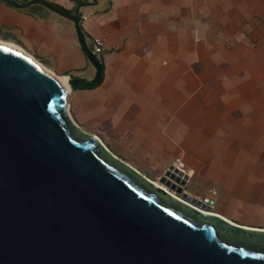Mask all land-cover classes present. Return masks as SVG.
I'll return each instance as SVG.
<instances>
[{
    "label": "crops",
    "instance_id": "1",
    "mask_svg": "<svg viewBox=\"0 0 264 264\" xmlns=\"http://www.w3.org/2000/svg\"><path fill=\"white\" fill-rule=\"evenodd\" d=\"M57 6L80 17L91 51L103 39L101 80L68 94L78 125L152 180L150 164L159 178L181 158L204 194L193 196L234 223L250 225L239 206L264 215V0H0V40L91 81L97 68Z\"/></svg>",
    "mask_w": 264,
    "mask_h": 264
},
{
    "label": "water",
    "instance_id": "2",
    "mask_svg": "<svg viewBox=\"0 0 264 264\" xmlns=\"http://www.w3.org/2000/svg\"><path fill=\"white\" fill-rule=\"evenodd\" d=\"M52 9L75 21L97 68L68 86L97 85L80 17ZM69 92L0 42V264H264V230L213 212L181 172L156 182L116 156L74 120Z\"/></svg>",
    "mask_w": 264,
    "mask_h": 264
},
{
    "label": "rangeland",
    "instance_id": "3",
    "mask_svg": "<svg viewBox=\"0 0 264 264\" xmlns=\"http://www.w3.org/2000/svg\"><path fill=\"white\" fill-rule=\"evenodd\" d=\"M40 63L42 64L41 61H40ZM43 65H45V64H43ZM85 130L88 131L87 129H85ZM95 131H97V130H95ZM103 141L114 151L112 144L109 142V140H107V138L103 137ZM150 166L152 167L151 168L152 170H148L146 172V174H148L150 177H152L155 181L159 182V179L161 176L159 178H157V177L152 176V174H151V172H155V164L152 163V164H150ZM184 191L189 193V194L195 193L201 197L204 196V194L202 192H199V191H197V189L193 188V183H187ZM200 199H204V198H200ZM213 209L217 210L218 208L214 207ZM241 209L242 208H240V206L235 208V219L236 220L241 221L242 219H245L246 223L250 224L246 228L256 229V230H264V228H262V227H264V215H261V216L260 215H254V214H252V212H248L245 214L243 211H241ZM250 211H252V210H250ZM252 226H256V227H252ZM244 227H245V225H244ZM257 227H261V228H257Z\"/></svg>",
    "mask_w": 264,
    "mask_h": 264
},
{
    "label": "built area",
    "instance_id": "4",
    "mask_svg": "<svg viewBox=\"0 0 264 264\" xmlns=\"http://www.w3.org/2000/svg\"><path fill=\"white\" fill-rule=\"evenodd\" d=\"M102 46H103V39L100 37L95 38L93 41V49H92L93 53L98 54L99 52H101ZM171 168H172L171 170L175 171L177 174H179L180 171H183L181 168V158H176L175 161L172 163ZM210 193L212 196H214L217 194V190L215 188H211Z\"/></svg>",
    "mask_w": 264,
    "mask_h": 264
},
{
    "label": "bare ground",
    "instance_id": "5",
    "mask_svg": "<svg viewBox=\"0 0 264 264\" xmlns=\"http://www.w3.org/2000/svg\"><path fill=\"white\" fill-rule=\"evenodd\" d=\"M1 43H4V44H8L10 46H14V47H17V48H20L18 47L17 45L15 44H12V43H8V42H5V41H2L0 40ZM22 49V48H21ZM31 57L41 66V68L46 72L48 73L49 75L57 78L58 80L61 81V83L64 85L65 88H68V91H71L70 87L68 86L67 82H66V77L64 76H58L56 75L50 68L46 67L45 65L41 64L36 58H34L32 55ZM157 182V181H156ZM164 188H166L169 192L175 194V192L171 191L170 189H168L167 187H165L164 185H162Z\"/></svg>",
    "mask_w": 264,
    "mask_h": 264
},
{
    "label": "trees",
    "instance_id": "6",
    "mask_svg": "<svg viewBox=\"0 0 264 264\" xmlns=\"http://www.w3.org/2000/svg\"><path fill=\"white\" fill-rule=\"evenodd\" d=\"M81 3H83V2H81V1H80V4H81ZM57 7H58V8H60L61 10H64V11H67V12H69L68 10L64 9V8H63V7H61V6H57Z\"/></svg>",
    "mask_w": 264,
    "mask_h": 264
}]
</instances>
